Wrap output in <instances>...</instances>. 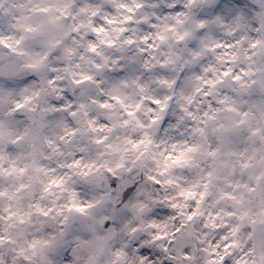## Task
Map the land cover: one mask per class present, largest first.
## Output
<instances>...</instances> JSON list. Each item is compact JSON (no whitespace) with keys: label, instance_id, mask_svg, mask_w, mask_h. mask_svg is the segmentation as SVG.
Returning <instances> with one entry per match:
<instances>
[{"label":"clouds","instance_id":"1","mask_svg":"<svg viewBox=\"0 0 264 264\" xmlns=\"http://www.w3.org/2000/svg\"><path fill=\"white\" fill-rule=\"evenodd\" d=\"M0 264H264V0H0Z\"/></svg>","mask_w":264,"mask_h":264}]
</instances>
